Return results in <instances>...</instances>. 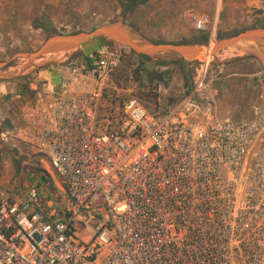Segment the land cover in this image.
Returning <instances> with one entry per match:
<instances>
[{
	"label": "built area",
	"instance_id": "obj_1",
	"mask_svg": "<svg viewBox=\"0 0 264 264\" xmlns=\"http://www.w3.org/2000/svg\"><path fill=\"white\" fill-rule=\"evenodd\" d=\"M179 16L197 31L212 22ZM63 55L29 75L41 97L21 103L18 127L57 179L0 189V264H264V125L218 114L210 63L173 106L150 109L133 93L145 79L130 48L90 65Z\"/></svg>",
	"mask_w": 264,
	"mask_h": 264
},
{
	"label": "rangeland",
	"instance_id": "obj_2",
	"mask_svg": "<svg viewBox=\"0 0 264 264\" xmlns=\"http://www.w3.org/2000/svg\"><path fill=\"white\" fill-rule=\"evenodd\" d=\"M180 7L204 11L212 17L211 24L205 29L209 33V43L196 44L200 50H209L219 39L264 22V0H0V62L8 63L0 75L1 190L19 196L48 171L57 179L49 158L18 137L21 103L41 97L39 93L21 92L24 82L21 77L34 73L47 76L49 67L56 62L54 56L34 60L15 57L19 52L36 50L46 39L48 32L39 25L45 22L51 30L64 33H91L104 24L117 22L123 23L141 40L181 42L199 31L180 19ZM181 27L187 28V32L174 34ZM116 46L119 45L107 37L102 49ZM235 48L212 53L203 60L210 63L209 78L218 114L258 119L264 125V63L246 52L239 54ZM131 51L134 57L142 60L141 54ZM63 56L87 64L81 48L65 52ZM150 57L144 66L148 63L153 70L149 72L145 67L144 87L133 93L146 99L150 109L157 103L163 109L170 108L187 90L183 71L175 63L180 57L171 52ZM200 61L197 57L189 63L195 67ZM259 68L262 70L257 71ZM154 86L158 87L157 92L151 90ZM149 92L158 96L151 100Z\"/></svg>",
	"mask_w": 264,
	"mask_h": 264
},
{
	"label": "water",
	"instance_id": "obj_3",
	"mask_svg": "<svg viewBox=\"0 0 264 264\" xmlns=\"http://www.w3.org/2000/svg\"><path fill=\"white\" fill-rule=\"evenodd\" d=\"M132 31L123 23L111 22L98 27L91 33L77 32L64 33L58 32L48 35L41 45L34 51L19 52L15 57H27L30 60L53 54L65 53L82 49V53L92 56L101 51L102 44L107 37H110L117 45L125 46L141 55L160 54L171 52L181 59L188 62L199 56L200 46L183 42H154L142 39L143 46L136 47L131 40ZM229 47H236L238 50L248 53L254 58L264 63V26H254L240 30L233 35L219 39L213 47V53L221 52ZM7 62H0V75ZM145 63L149 72L152 68ZM53 80L57 85L62 82L61 76L55 69L51 70Z\"/></svg>",
	"mask_w": 264,
	"mask_h": 264
},
{
	"label": "trees",
	"instance_id": "obj_4",
	"mask_svg": "<svg viewBox=\"0 0 264 264\" xmlns=\"http://www.w3.org/2000/svg\"><path fill=\"white\" fill-rule=\"evenodd\" d=\"M131 1H134V0H131ZM254 26H264V22H262V23H255L252 26H248V27L243 28L242 30L247 29V28H250V27H254ZM39 27L46 29V31L48 32V35H51L53 33H58L59 32V31H56V30H51L50 29V26L47 25V24H45V22L42 23V24H40ZM73 33H77V32H73ZM153 41L154 42H167V41H164V40H162V41H160V40L159 41L158 40H153ZM181 42H183V43H189V44H202V45H207L209 43V33H208V31L202 30V31H199V33H197V34H194L190 39H184ZM140 56L142 57V64H141V67L140 68L143 69V71H145L146 68L144 66V62H145V60H149L151 57L149 55H140ZM84 57H85V59L87 61V64L90 65L92 63V61H93L91 59V57L90 56H87V55H85ZM161 63H165V62H161ZM175 63L178 64L181 67V69L183 71V74H184V77H185V79L187 81V90L189 91L193 87L192 79H193V74H194V71H195V67L194 66H191L188 61H186L184 59H181V58H177L175 60ZM261 70L262 69L259 68L257 71H261ZM126 71H127V69L125 67H123V66L114 71V78L116 79V81H117V83L119 85H121V80L126 75ZM151 75H152V73H151ZM29 77H30L29 75H26V76L21 77L22 79H24V82L21 85L22 86V91L21 92L27 91L28 94L34 95V94H36V92L34 90L30 89V87H29ZM159 77H161V76H159ZM136 78L138 80L140 79L138 73H137ZM147 94L151 95L149 97V99H151V100H153L154 97L158 96L157 94H153L151 92H149ZM46 180H47L46 176H43L42 175L38 179V181L36 182V184L45 183Z\"/></svg>",
	"mask_w": 264,
	"mask_h": 264
},
{
	"label": "bare ground",
	"instance_id": "obj_5",
	"mask_svg": "<svg viewBox=\"0 0 264 264\" xmlns=\"http://www.w3.org/2000/svg\"><path fill=\"white\" fill-rule=\"evenodd\" d=\"M131 40L133 42L134 45H136V47H139L141 48L143 46V42L141 39H139L136 35L132 34L131 35ZM213 43L211 44V47L208 48L209 50H207V48H201V50L199 51V56L198 58L200 57V60H205V59H208L211 54L213 53ZM236 52H238L239 54L243 53V51L241 50H238V49H234ZM245 54V53H244Z\"/></svg>",
	"mask_w": 264,
	"mask_h": 264
},
{
	"label": "crops",
	"instance_id": "obj_6",
	"mask_svg": "<svg viewBox=\"0 0 264 264\" xmlns=\"http://www.w3.org/2000/svg\"><path fill=\"white\" fill-rule=\"evenodd\" d=\"M187 3H190V1H187ZM176 23H177V18H176ZM175 27H177V24L175 25ZM187 28H185L184 29V27H181V28H179V30H175V33L174 34H183V33H186L187 32ZM261 63H262V61H261Z\"/></svg>",
	"mask_w": 264,
	"mask_h": 264
}]
</instances>
